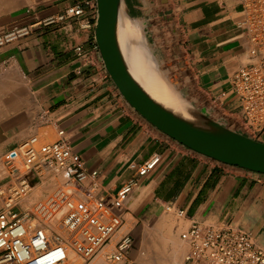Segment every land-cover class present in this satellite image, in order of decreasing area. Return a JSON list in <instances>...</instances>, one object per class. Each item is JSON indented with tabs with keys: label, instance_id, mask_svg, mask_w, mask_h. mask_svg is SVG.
Listing matches in <instances>:
<instances>
[{
	"label": "crops",
	"instance_id": "crops-1",
	"mask_svg": "<svg viewBox=\"0 0 264 264\" xmlns=\"http://www.w3.org/2000/svg\"><path fill=\"white\" fill-rule=\"evenodd\" d=\"M125 1L148 27L157 53L179 75L183 94L206 114L247 134L231 83L248 60L237 26L239 0ZM74 4L83 6L82 16L37 24L31 35L0 48V65L19 74L25 89L23 94L15 89L3 102L13 108L0 117V148L8 150L36 133L56 140L64 129L87 169L99 171L98 191L109 203L124 184L137 180L122 209L111 207L124 218L119 234L134 236L159 223L170 205L185 210L187 226L193 221L232 224L252 232L264 247L259 172L193 151L128 103L106 71L95 40L96 0H0V33ZM88 20L91 27L84 26ZM78 45L83 54L77 53ZM45 111L51 118L46 124L41 120ZM250 136L264 142V129ZM155 155L161 157L155 169L139 175V167ZM112 246L113 241L104 250ZM91 264L112 263L98 256Z\"/></svg>",
	"mask_w": 264,
	"mask_h": 264
},
{
	"label": "built area",
	"instance_id": "built-area-1",
	"mask_svg": "<svg viewBox=\"0 0 264 264\" xmlns=\"http://www.w3.org/2000/svg\"><path fill=\"white\" fill-rule=\"evenodd\" d=\"M238 28L245 40L248 60L232 76V87L241 100L242 125L248 135L264 129V0H239ZM84 8L69 5L63 12L34 23L14 25L0 33V48L33 33L35 25H51L80 17ZM86 27L92 22L86 21ZM78 54L84 47L78 45ZM42 123L51 121L47 111L41 113ZM64 129L56 140L32 134L2 155L9 178L7 188L0 187L4 202L0 209V264H63L73 250L85 261L92 259L108 243L113 246L105 254L109 261H124L135 238L129 232L119 234L124 218L111 207L122 209L137 180H131L108 202L98 191V170L89 171ZM155 155L141 165L139 175H147L159 163ZM55 171L63 183L39 200L32 209H17L19 202L33 189L31 174L48 176ZM259 182L264 174L259 173ZM28 208V207H26ZM168 210H172L169 205ZM17 209V210H16ZM184 217V209L175 210ZM57 220L60 231L50 225ZM181 238L189 244L185 264H264V247L252 232L232 224L193 221Z\"/></svg>",
	"mask_w": 264,
	"mask_h": 264
},
{
	"label": "water",
	"instance_id": "water-1",
	"mask_svg": "<svg viewBox=\"0 0 264 264\" xmlns=\"http://www.w3.org/2000/svg\"><path fill=\"white\" fill-rule=\"evenodd\" d=\"M95 40L104 67L128 103L169 137L217 161L264 174V142L221 123L194 105L182 92L187 115L154 98L133 74L119 39L121 9L132 18L125 0H96Z\"/></svg>",
	"mask_w": 264,
	"mask_h": 264
},
{
	"label": "rangeland",
	"instance_id": "rangeland-1",
	"mask_svg": "<svg viewBox=\"0 0 264 264\" xmlns=\"http://www.w3.org/2000/svg\"><path fill=\"white\" fill-rule=\"evenodd\" d=\"M139 22L142 26L143 32L146 35L149 43L150 50L154 54L158 66L165 76L169 79L168 81L174 87L177 88L180 92L183 93L181 86L183 87L182 80L179 78V75L169 64V61L165 60L157 53L154 42L148 31V27L144 25L142 19L136 18L133 19ZM20 91L22 94L25 92L23 88V81L19 74L8 71L4 65H0V117H4L5 114L11 112L13 107L4 105L5 98H10L13 93ZM2 101V102H1ZM1 119V118H0ZM241 130L246 132V129L243 127ZM7 150L0 148V187L7 188L10 184L9 178H4L7 174V169L3 165L2 155ZM31 180L33 181L32 192L24 197L19 202L17 209L30 210L34 205L45 196L49 195L56 187L63 183V178L58 175L55 171H51L50 175L39 176L31 174ZM33 193V194H32ZM32 195H38L42 197L32 200ZM4 202V195L0 194V209ZM25 204H29V207L26 208ZM16 209V210H17ZM188 226L184 224L183 218L178 216L174 209L166 210L161 221L155 225H149L145 229L140 230L136 233L135 236V245L129 252L128 257L121 262H112L109 261L106 257V252L104 248L96 254L92 259L85 261L78 254H73L69 260L63 264H91L92 261L100 256L104 257L108 262L112 264H185V256L189 250V244L187 241L181 238V233ZM170 231L176 234L179 243L176 245L173 239L170 238ZM177 252L178 256L173 254ZM174 258V260H173Z\"/></svg>",
	"mask_w": 264,
	"mask_h": 264
},
{
	"label": "bare ground",
	"instance_id": "bare-ground-1",
	"mask_svg": "<svg viewBox=\"0 0 264 264\" xmlns=\"http://www.w3.org/2000/svg\"><path fill=\"white\" fill-rule=\"evenodd\" d=\"M133 19L135 18L127 16L121 9L118 28L119 39L133 74L154 98L166 106L187 115V104L178 97L175 89L168 81L169 79L165 76L163 70L159 68L141 24ZM25 207H29V204H25ZM49 223L60 231L57 220H51ZM169 234L177 245L179 240L176 234L172 231ZM73 254L75 252L70 250L69 259ZM178 254L175 252L173 257L178 256Z\"/></svg>",
	"mask_w": 264,
	"mask_h": 264
}]
</instances>
